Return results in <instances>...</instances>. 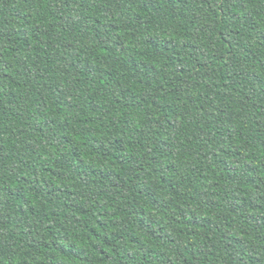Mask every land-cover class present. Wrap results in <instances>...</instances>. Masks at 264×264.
<instances>
[{
	"label": "trees",
	"instance_id": "obj_1",
	"mask_svg": "<svg viewBox=\"0 0 264 264\" xmlns=\"http://www.w3.org/2000/svg\"><path fill=\"white\" fill-rule=\"evenodd\" d=\"M0 264H264V0H0Z\"/></svg>",
	"mask_w": 264,
	"mask_h": 264
}]
</instances>
